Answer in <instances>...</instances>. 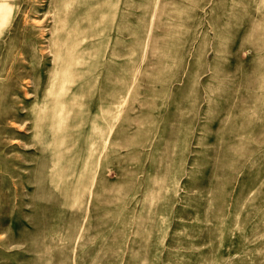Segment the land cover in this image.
<instances>
[{"label":"rangeland","instance_id":"1","mask_svg":"<svg viewBox=\"0 0 264 264\" xmlns=\"http://www.w3.org/2000/svg\"><path fill=\"white\" fill-rule=\"evenodd\" d=\"M0 264H264V0H0Z\"/></svg>","mask_w":264,"mask_h":264}]
</instances>
